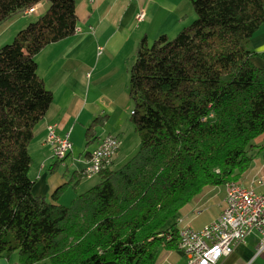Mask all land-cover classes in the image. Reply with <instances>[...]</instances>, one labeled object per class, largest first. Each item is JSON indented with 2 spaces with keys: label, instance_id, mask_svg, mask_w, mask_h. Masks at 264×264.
Here are the masks:
<instances>
[{
  "label": "trees",
  "instance_id": "16d2710c",
  "mask_svg": "<svg viewBox=\"0 0 264 264\" xmlns=\"http://www.w3.org/2000/svg\"><path fill=\"white\" fill-rule=\"evenodd\" d=\"M43 2L47 11L0 48V259L153 264L178 249L181 210L251 166L264 134V52L253 46L264 0H192L196 19L176 38L140 42L128 87L139 150L70 206L56 202L65 187L34 196L29 146L53 102L36 56L75 35L77 0H0V27Z\"/></svg>",
  "mask_w": 264,
  "mask_h": 264
},
{
  "label": "crops",
  "instance_id": "0c3cea01",
  "mask_svg": "<svg viewBox=\"0 0 264 264\" xmlns=\"http://www.w3.org/2000/svg\"><path fill=\"white\" fill-rule=\"evenodd\" d=\"M165 1L77 0L75 35L46 46L36 56L38 74L52 92L53 102L36 126L29 146L34 196L51 200L56 191L65 187L56 202L68 206L77 196L87 192L88 187L93 188L83 178L84 171L90 154L107 136L121 141L111 169L121 167L137 153L140 137L131 121L133 105L128 89L129 70L137 47L144 39L151 41L163 35H176L196 19L192 0H171L172 3L168 4ZM39 6L40 12L24 15L30 17L15 15L13 20L21 19L9 23L2 34L11 31L10 39H13L31 23L29 18L37 20L45 13L49 3L43 2ZM141 12L146 16L139 23L137 16ZM263 28L264 24L253 39L259 54L264 52ZM254 63L260 67L263 62L256 58ZM49 125H55L57 134L62 138L69 136L72 143V152L63 161L56 160L52 148L45 143ZM254 145L251 166L235 182L264 194V185L258 184L260 180L264 181V134L254 141ZM226 192V185L224 189L219 186L205 188L178 217L193 230L203 229L223 212ZM204 205L206 208L200 218H194L196 211L202 210ZM260 243V235L253 233L223 263L264 264V251L258 253ZM16 262L12 258L0 259V264ZM153 264H187V258L178 249H162Z\"/></svg>",
  "mask_w": 264,
  "mask_h": 264
},
{
  "label": "built area",
  "instance_id": "2783aa9c",
  "mask_svg": "<svg viewBox=\"0 0 264 264\" xmlns=\"http://www.w3.org/2000/svg\"><path fill=\"white\" fill-rule=\"evenodd\" d=\"M39 8L37 4L28 9L25 15H33ZM145 16V12H141L137 21L142 22ZM45 143L52 148L53 157L58 161L65 160L72 152L69 136L60 137L55 125L48 126ZM120 148L121 141L117 137L107 136L102 139L90 154L84 176L91 179L111 169ZM258 184L264 185V181L260 180ZM226 189V206L219 218L211 224L197 231L184 225L183 220H178V250L186 256L187 264H224V260L232 255L235 248L246 243L253 233L261 237L258 253L264 251V194L242 187L237 182L227 184Z\"/></svg>",
  "mask_w": 264,
  "mask_h": 264
},
{
  "label": "rangeland",
  "instance_id": "374dc122",
  "mask_svg": "<svg viewBox=\"0 0 264 264\" xmlns=\"http://www.w3.org/2000/svg\"><path fill=\"white\" fill-rule=\"evenodd\" d=\"M167 1V2H166ZM165 1V4H168V3H172V1L171 0H166ZM41 11V10H40ZM40 11H38V12H40ZM19 17H30V16H24V15H20ZM13 18V17H12ZM10 19V20H8L7 22H5V24H3L1 27H0V48L1 47H3V46H5V45H8V44H11L12 42H13V40H14V38L13 39H10V36L12 35V33H11V31H8V32H6L5 34H2L4 31H5V29H6V27L9 25V23H11L12 21H17V19H21V18H14V20L13 19ZM26 19V18H25ZM29 20V22H34V21H36V18H34V17H31V18H29L28 19ZM195 20V19H194ZM191 23H189L188 25H186V26H189ZM183 29H181L180 30V32L182 31ZM263 30H264V28H263ZM179 32V31H178ZM179 32V33H180ZM179 33H177L176 35H169L168 36V38L169 39H174V38H176L178 35H179ZM16 36V35H15ZM164 36V35H163ZM167 36V35H166ZM160 38V37H159ZM158 38V39H159ZM158 39H152L151 41H148L149 42V45L151 46V45H153L154 43H155V41L156 40H158ZM253 46H254V44H253ZM254 50L255 51H257V49H255L254 48ZM128 162V161H127ZM127 162H125V164L127 163ZM125 164H123L121 167H119L118 168V166H116L114 169H120V168H122ZM84 179H86V183L88 184V186H90V185H93V187L96 185V184H98V183H100V180H101V178H100V176L98 175V177H93V178H91V179H89V181H88V178H86V177H83ZM95 178V179H94ZM92 179H94L93 181H91ZM220 187V189H224V186H219ZM88 189H91V187H88ZM65 190L66 189H64L63 190V192H65ZM71 191H73L72 190V188H71ZM206 191V190H205ZM74 200V199H73ZM72 200V201H73ZM72 201L69 203V206H70V204L72 203ZM203 207V209L201 210V209H198L197 211H196V215L194 216V218H197V217H199L204 211H205V208H206V206L204 205V206H202ZM200 218V217H199ZM178 220H183V223H184V219L183 218H181V217H178L177 218V225L179 224L178 223ZM203 219H202V217H201V221H202ZM176 221V220H175ZM190 227V226H189ZM191 228V227H190ZM17 255H13V257H12V259L13 260H17ZM42 264H47L46 262H44V263H42Z\"/></svg>",
  "mask_w": 264,
  "mask_h": 264
}]
</instances>
